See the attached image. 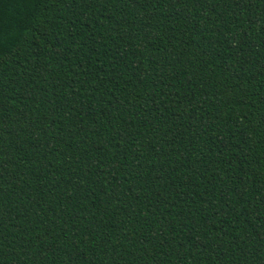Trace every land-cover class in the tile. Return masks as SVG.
I'll return each instance as SVG.
<instances>
[{
  "label": "trees",
  "instance_id": "trees-1",
  "mask_svg": "<svg viewBox=\"0 0 264 264\" xmlns=\"http://www.w3.org/2000/svg\"><path fill=\"white\" fill-rule=\"evenodd\" d=\"M0 264H264V0H0Z\"/></svg>",
  "mask_w": 264,
  "mask_h": 264
},
{
  "label": "snow or ice",
  "instance_id": "snow-or-ice-1",
  "mask_svg": "<svg viewBox=\"0 0 264 264\" xmlns=\"http://www.w3.org/2000/svg\"><path fill=\"white\" fill-rule=\"evenodd\" d=\"M28 2H29V0H20V3H21L22 6L25 5Z\"/></svg>",
  "mask_w": 264,
  "mask_h": 264
}]
</instances>
